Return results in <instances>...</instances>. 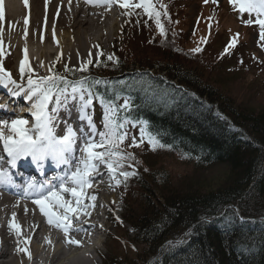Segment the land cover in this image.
Instances as JSON below:
<instances>
[{"label": "trees", "instance_id": "obj_1", "mask_svg": "<svg viewBox=\"0 0 264 264\" xmlns=\"http://www.w3.org/2000/svg\"><path fill=\"white\" fill-rule=\"evenodd\" d=\"M157 65L143 62L140 71L135 63L126 65L113 72L117 78L99 74L87 85L117 106L127 98L130 110L120 117L147 122L148 132L172 146L164 149L187 153L196 169L225 165L229 171L217 189L206 191L174 195L166 193L167 183L156 184L162 198L151 192L140 213L129 212L126 222L135 225L137 241L147 248L140 264H264V220L240 221L232 206L238 201L246 217L264 214V111L236 105L180 61ZM72 70L67 76L81 77ZM204 218L182 242L160 250L165 239Z\"/></svg>", "mask_w": 264, "mask_h": 264}, {"label": "rangeland", "instance_id": "obj_2", "mask_svg": "<svg viewBox=\"0 0 264 264\" xmlns=\"http://www.w3.org/2000/svg\"><path fill=\"white\" fill-rule=\"evenodd\" d=\"M160 2L167 6L170 16V20L161 17L167 29L166 40L159 34L154 20L143 14L129 17L125 15L124 10L117 17L120 23L118 31L110 34L108 45L103 43L99 48L93 47L94 55L89 58L93 63L89 65L87 72L82 73L91 78H97L100 74L111 79L117 78L114 71L126 65L130 67L135 63V67H140L143 62H148L150 65L157 63V66H161L169 60H177L197 70L206 82L230 95L236 105L264 111V47L260 46L264 42H259L258 26L243 24L239 13L233 10L229 0H217L216 3L212 0H208V3H205V0ZM140 11L137 10L138 13ZM243 19H249L248 15L244 14ZM110 24L111 21L109 26ZM237 33L239 36L236 46L225 53V47ZM202 38L206 43H201ZM197 46L203 51L191 54L190 50ZM101 51L103 55H98ZM110 54L119 58L118 64L107 59ZM57 57L59 56L50 59L51 65H54L53 70H56L55 74L64 73L65 65L76 71L80 68L73 64V61L63 57L57 60ZM23 59L24 56H17L10 66V73L14 76L12 78L21 75L19 68ZM34 59L37 60V57ZM97 61L101 62L99 66ZM29 63L34 79L47 77L49 72L44 65L42 73L35 75L36 71L30 59ZM38 64L42 66L40 62ZM153 72L156 73V70ZM120 102L124 103L123 100ZM100 128L103 130L101 123ZM129 130L130 134L139 140L138 130ZM130 143L129 137L122 147L126 151L134 152L138 163L134 161L133 164L138 175L131 177L126 185L121 184L117 190L123 201L122 213L113 210L115 220L108 225V233L102 237L105 243L100 248L98 264H140L139 261L143 259L147 248L137 241L136 227L127 223L126 217H132L129 214L132 210L134 213H140L145 198L151 192L158 199L162 198V191L156 189V184L162 186L167 183L166 193L178 195L188 191L217 189L228 176L229 170L225 165L199 170L178 152L164 148L152 151L147 140L139 147H128ZM227 207L229 206L224 208ZM123 214L125 216L122 217ZM81 264L85 262L81 261Z\"/></svg>", "mask_w": 264, "mask_h": 264}, {"label": "snow or ice", "instance_id": "obj_3", "mask_svg": "<svg viewBox=\"0 0 264 264\" xmlns=\"http://www.w3.org/2000/svg\"><path fill=\"white\" fill-rule=\"evenodd\" d=\"M87 2L109 9L113 5H118L125 10V15L129 17L134 14H143L148 19L154 20L159 34L165 40L167 39V29L161 17L170 20V16L167 12V6L160 0H87ZM212 2L216 3L217 0H212ZM47 3L48 0H45L46 6ZM205 3H208V0H205ZM229 3L233 6V10L239 13L243 24L258 26L259 42H264V0H229ZM23 4L26 9L29 8V0H23ZM138 9L141 10L139 13L137 12ZM244 14H247L249 19H243ZM4 19V0H0V22H3ZM137 22L139 23V21ZM24 24L25 36H27L29 24L27 16L24 19ZM238 36L237 33L236 37L225 47V53L236 46ZM53 38H55V25H53ZM41 40H43V36H41ZM149 42L151 43V41ZM201 43H206V40L202 38ZM260 46L264 47V43H261ZM24 51V59L20 62L19 70L22 78L26 72L29 74L27 89L22 84L17 83L12 78L11 73L6 71L2 65H0V86L8 88L9 85H12L13 88L9 89L12 96H19L24 93L27 100L34 101L31 115L35 122L29 127L28 121L23 118L0 119V142L3 143L4 152L9 157L8 163L11 168H16L18 162L24 161L25 167L30 162L36 169L42 170L48 160L53 161L58 167L60 165L67 167L68 170L57 178L58 183L56 184L44 183L32 176L25 179L23 185L18 187L21 188L25 198L32 199L33 204L39 208L49 225L63 230L67 243L79 245L81 241L69 238V233L84 230L83 228H75L73 222L74 220L79 221L81 216H90L91 212L88 209L95 207L94 202L97 200V196L90 195L88 190L93 187L92 181L102 175L99 171L100 167L106 168L110 180L114 181L116 186L126 185L131 177L138 175L133 164L134 161L138 163L134 152L126 151L122 147L125 140L131 138L128 147H139L147 140L152 151H156L158 148L171 149L172 146L162 143L158 133L148 132L147 122L134 121L127 115L121 118L119 115L121 111L127 113L130 110L131 106L128 99L125 98L123 105L119 106L114 101H106L98 93H94L91 87L86 86L88 77H81L78 81H69L66 77L59 75L33 79L31 75L33 69L29 63L26 47ZM202 51L203 49L197 46L191 49L190 53L196 54ZM0 55H3L2 49H0ZM98 55H103V52H99ZM107 59L116 64L119 63V58L115 57L114 54L108 55ZM92 63L91 59L87 60L81 64L78 71L87 72ZM96 63L99 66L101 62L97 61ZM65 71L73 70L65 65ZM58 82H62L65 87L59 88ZM99 82L96 81V83ZM94 100H99L103 108V130L97 128L93 111H91ZM53 101L55 107L50 108ZM70 102H77L76 108L80 123L79 135L77 129L67 121H63L65 125L64 134L57 135L56 121L59 112L61 108H66ZM6 107V104H0V109ZM129 124L132 127L140 124L139 140L128 131ZM97 137H99L98 140ZM78 140H81L82 144L79 146L81 156L77 160L75 153ZM182 158H188V154L184 153ZM0 159L3 158L0 157ZM73 164H75L74 170H72ZM10 185L16 186L11 172L8 169L0 168V187ZM12 215L13 220L9 221L8 228L10 232L15 231L19 236L21 226L15 222L16 213L14 212ZM19 251L27 252V249L21 248Z\"/></svg>", "mask_w": 264, "mask_h": 264}, {"label": "bare ground", "instance_id": "obj_4", "mask_svg": "<svg viewBox=\"0 0 264 264\" xmlns=\"http://www.w3.org/2000/svg\"><path fill=\"white\" fill-rule=\"evenodd\" d=\"M99 6L101 5L90 4L87 0H48L47 6L45 0H29V8L26 9L23 0H4L5 19L0 22V49L3 50L0 64L6 66H3L6 71L11 72L10 66L17 56L25 55L26 47L33 68L39 73H42L43 65L53 70L54 65H51L50 59L57 55L73 61L79 68L82 63L93 57L94 46L97 48L100 44H109L110 34L118 31L120 26L119 19L111 8ZM114 6L118 5L112 7ZM116 8L120 13L124 12L119 6ZM26 16L29 18L27 36L24 24ZM110 21L113 23L109 26ZM36 57L37 60L34 59ZM38 62L42 66H39ZM66 109L68 111L65 115L62 114ZM71 112L74 117L77 108L69 103L66 108H61L56 123L62 124L71 116ZM45 165L49 166L50 162ZM99 171L102 175L92 181L93 187L88 190L90 195L97 196L95 207L88 209L91 215L81 216L79 221L73 222L78 223V228L84 230L69 233V238L81 241L79 245L67 243L63 230L49 225L33 203L0 198V264H81V261L98 264L95 257L99 256L97 244L102 243V237L108 233V224L115 220L113 210L121 214L123 209V201L119 192L117 193L119 186L110 180L106 169L100 168ZM237 204L238 201H235L232 206L240 221L264 220V214L256 217L244 216ZM14 212L15 222L21 226L19 236L8 228ZM101 216L105 219L103 227H97L95 223L90 222ZM201 221L202 219L189 225L178 237L165 239L160 250L168 242H176L187 236L188 231ZM21 248H26L27 252L19 251Z\"/></svg>", "mask_w": 264, "mask_h": 264}]
</instances>
